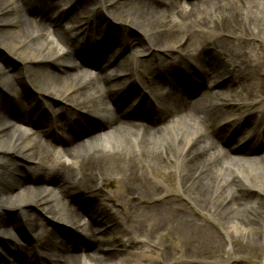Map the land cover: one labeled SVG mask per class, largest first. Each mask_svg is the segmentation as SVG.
Segmentation results:
<instances>
[{
	"label": "bare ground",
	"instance_id": "obj_1",
	"mask_svg": "<svg viewBox=\"0 0 264 264\" xmlns=\"http://www.w3.org/2000/svg\"><path fill=\"white\" fill-rule=\"evenodd\" d=\"M1 39L24 64L0 52V234L31 223L35 205L51 228L33 223L34 257L0 254V264H231L235 246L264 236V104L250 109L264 94V0H0ZM128 52L146 70L124 69ZM85 65L100 73L81 75ZM187 79L207 92L183 97ZM50 114L59 133L34 118ZM88 217L111 230L78 234L87 261L77 260L59 223L88 232Z\"/></svg>",
	"mask_w": 264,
	"mask_h": 264
},
{
	"label": "rangeland",
	"instance_id": "obj_2",
	"mask_svg": "<svg viewBox=\"0 0 264 264\" xmlns=\"http://www.w3.org/2000/svg\"><path fill=\"white\" fill-rule=\"evenodd\" d=\"M43 6H47V5H41V6H39V8L41 9ZM63 6H60V8L56 9L54 11V13L55 12L57 13L59 10H62L61 7H63ZM10 13H12V12H10ZM34 18L35 19H38V16H34ZM68 20H69V18H65L64 21H63V25L67 26V28H69V29H73L77 24L76 23L69 24V23H67ZM115 23L120 24V21L119 22L115 21ZM131 34L134 35V36H138V35L141 34V32L137 28L136 29L135 28H131ZM50 39H53V38L51 37ZM1 42L3 43V46H4L2 48V52L6 53L7 55L10 56L9 59H8L9 65H11L12 67L18 68V70H19L24 63L20 59H17V60L14 59V57H12L13 55L10 54L7 51L8 48H9L8 46H12V47H14V46L8 40H7V42L4 43V39H1ZM6 48H7V50H6ZM115 50H116V47L114 46L111 49V53L110 54H112V52H114ZM120 51H122V50H120ZM119 53L120 52H118V54ZM130 53H132V54H130ZM23 54H24V58H25L27 56V53H23ZM91 54L93 55L95 53H91ZM127 54H129L128 55V58H130V59H129L128 63L125 62L124 60L122 61V67L124 69L125 68H135V69H138L140 66L143 69L146 68V65L142 62V60H140V61L138 60L140 58V53H138V52H128ZM122 55H125V53H123ZM95 57L98 59V57H97L96 54H95ZM104 59H105V64L104 65L105 66L110 65V62H111L112 58L109 59L108 55H105V57L103 58V62H104ZM106 60H108V61H106ZM100 63H102V62H100ZM111 72H113V70L108 71V73H111ZM80 73H81V75H84L85 73H92L93 75H98L100 73V68L99 67L93 68V67H89V66L85 65L83 68L80 69ZM23 74H24V72H23ZM224 79H226V78H221L217 82L213 83L211 89H217V90L220 89L222 87V81ZM0 80H1V78H0ZM139 82L141 83V85L144 84V87H145V81H143V82L139 81ZM64 85L66 86V84H64ZM133 86L136 87V88L140 87V85L135 84V83L132 85V88H133ZM213 86H215V87L213 88ZM141 88L142 87H140V89ZM181 88L187 91L188 97L190 96V93H192V97H196V99L199 98L200 94L201 93H204V91L207 92V89H208L207 87H205V85L203 83H195V82H193L192 79H189V80L187 79L186 83H184V86L182 85ZM258 95L260 97H256V99H254V101H251L250 102V103L253 104V106H250V109L251 110H256V108L258 106H261V105L264 104V94H262V95L261 94H258ZM148 96H150V95H148ZM178 97H182V96H178ZM183 97H185V96H183ZM146 98H147V96H146ZM47 99H48V101L54 107L59 108V107L62 106V101L60 99H58V98H54L52 96H49V97H47ZM238 100H240L238 102L239 104H241V105L246 104V102L243 101V99H238ZM181 103H182V98L181 99L179 98L178 100L173 101V104L171 105V107L174 104L177 106V105H179ZM109 107L110 108H113L112 103L109 104ZM119 108H121V110H124L126 108V101H121V103L119 104ZM46 119L47 120H50L51 119L53 121H51V123L50 122H45ZM46 119H42V118L39 117L37 119V121H38L39 125L41 124L46 129L47 128L48 129H51V128L55 127L53 129L54 132H58L59 131V128H61V126H62V119L60 118V115L59 114H57V115L56 114H52V115H49ZM47 124H49V125H47ZM46 125H47V127H46ZM34 133H35V135L36 134H40V130H35ZM86 135H87V137L89 136V134H87V133H86ZM240 137H242V136H239V139H241ZM105 139L107 141L111 142L112 144H114V142H112V139L108 138L107 136H106ZM62 148L63 147L57 145V148L55 149V151L57 153L58 152L59 153H62ZM87 150H89V148H87V147L81 148V150H80V151H82L81 154H85L87 152ZM28 163L33 164V162H31V161L28 162ZM261 164H264V162H262ZM246 166H249V165H246ZM252 167L255 168L256 166L253 164ZM256 169H257V167H256ZM151 177H152V179H151L152 181H154L156 183H162L166 187L165 189H168V183L165 180H162V178H156L154 176H151ZM251 181H253V180H251ZM262 185L264 187V182H263ZM25 186H26V188H31V185H29V184L28 185H25ZM176 188H177V186L174 185L173 186V189H176ZM104 189L107 192L109 190L115 189V182L114 181L107 182L105 184V186H104ZM34 210L36 211L37 216L31 222V225H32V223H38V222H40V226L43 227V225H42L43 222L42 221L46 222V218L45 217H41L40 215H38L39 213H41L40 212V209H39V206H36L35 205L34 206ZM195 212L198 215L204 216L205 219L210 220V218H209V216L207 214H204V213H202L200 211H195ZM10 218H9V221L14 220L13 214L11 215ZM85 221H86V219H85ZM41 222H42V224H41ZM216 226L219 227L217 224H215L214 227H216ZM61 227L62 226H60L59 229ZM11 230H13V229H11ZM80 230H82V229L77 230V232L80 231ZM94 230H96V228H94ZM13 232H14V234H13ZM13 232H12L13 235H8L7 234V236H12L11 238L14 239L13 242L11 241V248L13 249V251H15V253H18L17 257L24 256V254H28L29 251L28 250H25V247L24 246H19V247L17 246V244H16L17 241L21 242V240L17 236L18 235L17 234L18 232H16V230L13 231ZM32 233H33V235H35V237L32 239V241L37 240L39 238V236L36 235V232L34 231V229H33ZM59 234L61 236L63 234H65L64 236L60 237V240L64 241L63 244H67L68 245V243L70 241V238H73L74 235H76V230L74 229V227H71L69 225H66V227H64V230H62V232L60 230ZM89 235H92L91 232L89 233ZM247 241H249V240H247ZM12 243H13V245H12ZM174 244L177 245V240L174 241ZM245 245H247V244L245 243ZM68 247H70V245H68ZM70 251H72V252H70L72 255H79L77 260H81L82 259V260L87 261L86 260V256L81 255V252H79L80 250L78 248H76V247H74V248L72 247L71 248L70 247ZM229 252H230V248L226 249L223 246V243H222L221 246H220V248H219V250H218V254H220V256L222 257L223 255H228ZM217 258H215V257H213V258H211V257L210 258H204L200 262H196L197 260H193V258H191L190 259L191 260L190 262H192L193 264H220L219 263V260H217ZM224 260H226V259L224 258ZM22 261L25 264V261L24 260H22ZM229 261H231V264H264V236H256V241H255L254 245L252 243H250L249 246H246L245 248L244 247H241V246H239V247L238 246H235V248L233 249V252L231 253V257L229 258ZM0 263H1V260H0ZM19 264H22V263L20 262ZM125 264H130V263H125ZM183 264H185V263H183Z\"/></svg>",
	"mask_w": 264,
	"mask_h": 264
}]
</instances>
